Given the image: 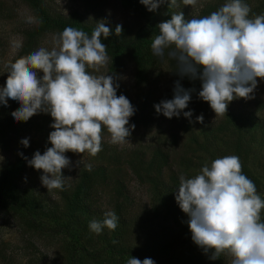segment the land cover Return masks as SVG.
<instances>
[{"label":"clouds","instance_id":"obj_1","mask_svg":"<svg viewBox=\"0 0 264 264\" xmlns=\"http://www.w3.org/2000/svg\"><path fill=\"white\" fill-rule=\"evenodd\" d=\"M149 11L165 0H140ZM198 0H182L195 6ZM169 7L177 0H168ZM251 9L243 0H228L217 11L201 18L186 19L183 12L157 25L159 34L152 39L151 50L161 60L175 61L181 77L201 81L199 98L208 102L217 115L226 114L228 104L237 98L251 99L257 78L264 80V14L249 18ZM103 21L97 23L91 36L74 27H66L54 38L51 50L41 47L7 65L6 84L0 87V104L11 99L20 107L11 113L15 121H27L40 112L50 114L48 137L52 147L43 154L37 150L28 166L43 170L40 180L48 191L63 190L67 178L62 169L71 170L66 152L95 156L102 150V130L106 127L112 144L128 142L135 125H129L136 109L123 94L117 96L118 84L111 75H93L86 68L105 66L107 45L101 37L111 35ZM115 34H122L117 25ZM42 72V77L38 75ZM191 91L176 82L172 99L155 104L158 114L171 119L191 118L183 111L191 100ZM203 123V115L196 117ZM29 146V139L20 141ZM82 160L77 161V166ZM84 167L91 170V165ZM26 180V178H25ZM175 200L188 216L192 241L210 259L221 254L231 257L230 264H264V222L260 214L264 199L254 182L242 174L236 155L224 156L205 163L192 178L181 175ZM118 217L104 212L103 221L91 220L88 227L100 234L103 228L115 230ZM127 264H155L151 258L130 257Z\"/></svg>","mask_w":264,"mask_h":264},{"label":"rangeland","instance_id":"obj_2","mask_svg":"<svg viewBox=\"0 0 264 264\" xmlns=\"http://www.w3.org/2000/svg\"><path fill=\"white\" fill-rule=\"evenodd\" d=\"M251 12L249 18L254 15L264 14V0H246ZM168 2V0H165ZM228 0H198L195 6L182 3L177 0V6H174L173 13L183 12L186 19L196 18L201 10L207 5L212 4L220 8ZM49 7L55 12H61L64 15L73 10L81 13L84 19L90 23H99L103 21L105 26L111 23H125L130 25L132 36H138V40L148 50H151L152 39L158 35L150 30L143 29L144 19L141 14L129 7H123L120 0H47ZM150 19L159 18L163 10L158 7L154 11H146ZM212 13V12H211ZM210 13V14H211ZM209 14V15H210ZM36 18L32 10L22 0H0V87L5 86L8 77L7 65L15 62L16 59L27 56L20 53L23 42V32L25 29H32ZM61 33L59 30H48L38 35V43L31 50V53L41 47L51 50L54 47V38ZM123 60L115 71L108 69V62L105 66L96 68L88 67L86 70L93 75H111L114 81L119 85L117 96L123 94L136 109L135 114L130 118L129 125L134 124L131 136L128 142L121 144H112L110 134L106 127L102 130V151L103 147H110L115 150L118 156H124L132 149L147 150L155 146L167 154V161L163 165V178L161 184L179 182L181 175L186 178H192L199 173L196 165L208 163L216 158L229 155H236L240 158L243 173L249 177L255 184L257 193L264 199V136L259 133L260 128L253 125L257 120L264 124V80L257 78V87L251 94V99L237 98L228 104L226 114L235 112L239 107L247 106L253 112L252 122L242 123L239 127L226 123V114L217 115L211 109L208 102L199 98L201 90V81L192 79H182L176 71L175 61L167 56V50L163 60L153 61L149 66L146 78L136 83L134 78L135 63L131 53L126 51L122 56ZM42 77L43 73L39 72ZM179 81L181 87L191 91V100L188 107L183 111H192V117L186 118L181 112L179 117L171 119L165 117L162 113L158 114L154 108L155 104L162 100L172 99L176 82ZM20 107V104L11 99L7 106L0 104V117L8 116L13 107ZM203 115V123L197 121L196 117ZM31 121V122H30ZM238 122V121H237ZM21 123V124H20ZM35 123L39 127L34 126ZM54 123L50 114L40 112L33 115L25 121H20L16 125L18 130L7 129L4 132L0 129V169L12 161L19 153L24 157L31 159L33 154L39 150L41 154L48 147H52L48 140L51 131H54L50 125ZM239 125V123H238ZM206 130L207 136L201 134ZM24 138L29 139V146L24 147L20 141ZM207 139V141L205 139ZM237 140L241 144V151H237L231 144ZM208 148L207 151L205 149ZM213 148L214 150H212ZM225 148H227L225 150ZM222 151L220 153L219 151ZM65 155L70 159L69 168L62 169L66 183H73L78 169L82 164L98 165L102 163L112 174H119L123 184L130 197L129 205L126 206V215L131 218L136 211L144 210L148 207L150 200L147 191V183L140 182L129 169L123 157L120 162L107 161L99 152L92 156L87 151L83 154L68 151ZM82 160L81 165L76 162ZM110 160V159H109ZM204 166V164H203ZM43 170H36L28 166L25 160L24 172L21 176V182L24 185H34L37 190L48 191L42 186L40 176ZM26 178V180H25ZM97 186V197L94 198V204L104 212L110 211L112 205L108 201L107 190L111 185ZM172 185V184H171ZM57 190L48 191L52 198L57 199ZM174 190V189H173ZM174 191L165 193L171 194ZM133 202V204H132ZM180 214L187 223L188 216L180 210ZM261 222H264V209L260 214ZM93 219L97 220V217ZM142 219V218H141ZM136 229L129 232L125 239L131 245L129 248L136 250L135 253L115 254L111 249L96 235L93 243H87L84 232L77 229L74 225H69L68 230L58 228L55 220L51 218L38 217L35 214H28L26 210L19 205L9 206L5 201L0 204V264H127L128 259L136 257L140 260L150 258L145 250H141L144 235H146V225L136 222ZM154 227L157 228L153 221ZM149 236L153 238L160 237L158 230L147 227ZM80 235V236H79ZM137 236V237H136ZM148 236V237H149ZM120 243V241H119ZM191 247L195 252L202 251L192 240ZM188 244L177 247L175 258L170 264H188L189 258L181 250L187 248ZM138 252V253H137ZM152 259V258H151ZM154 260V259H153ZM225 263L230 264L231 257L225 254ZM155 264H156V260Z\"/></svg>","mask_w":264,"mask_h":264},{"label":"trees","instance_id":"obj_3","mask_svg":"<svg viewBox=\"0 0 264 264\" xmlns=\"http://www.w3.org/2000/svg\"><path fill=\"white\" fill-rule=\"evenodd\" d=\"M22 1L28 5L36 18L32 29H25L23 32V42L20 48L22 55L31 54V50L38 43V35L40 33L42 34L48 30H59L62 32L66 27H74L91 36L92 31L97 26V23L93 21L88 23L89 21L87 22L77 10H73L66 15L53 11L49 7L47 0ZM243 2L246 3L247 1L243 0ZM120 3L123 7H129L141 14L145 18L142 25L143 29L153 31L156 34H159L157 25L169 20L171 14L175 11L174 6L169 7L168 2L160 4L159 7L163 12L159 14V18L156 21L155 18L150 19L151 12L149 13L150 15H146L148 8L140 0H120ZM218 9L217 6L207 4L196 18L207 16ZM117 25L122 26V34L120 35L115 34ZM107 27L111 29L112 34L107 38L102 36L101 39L102 43L107 45L106 52L109 57L108 69L115 71L123 60V54L128 51L131 53L135 63V81L136 83L142 82L147 76L149 66L153 65L152 62L154 60L159 61V57L154 56L150 50L143 46L136 34L132 36L133 28L130 25L111 23ZM181 78L190 79L188 76ZM195 80L200 81L199 79ZM245 107H239L235 112L229 111L226 114V123L239 127L242 123L252 122L254 118L253 112L247 106ZM17 109L18 107L15 106L8 116L4 118L0 117V129L3 132L7 129L18 130L16 124L20 121H15L11 116V113ZM257 118L259 117L255 118L257 121L251 126H253V129H255V126H258L260 128L259 133L263 137L264 124L259 123ZM34 126L39 127L37 123ZM201 134H204V137L207 136L206 130H202ZM205 140L207 141V139ZM231 145L239 152L242 149L240 142L237 140H234ZM103 149H105V152H101L102 150L99 152L103 158L114 163L115 161L120 162V158L123 157V160L125 159V163L134 173L135 177L140 182L148 184L147 191L150 196L148 207H145L144 210L141 209L140 212L136 211L131 218H128L126 215L125 204L129 205L130 197L122 178L119 174L112 175L104 164L91 165L90 171L84 167L86 164H82L78 169L75 181L73 183H66V181L63 190H57V199H55L50 196L48 191L37 190L34 185L28 186L22 184L21 176L24 172L25 159L23 158L24 156L22 157L19 154L12 161L5 163L0 169V204H3V201L11 207L17 204L26 210L28 214L31 213L38 217L51 218L56 221V226L61 230H68L69 225H74L77 229L84 232L83 237H85L87 243H93L92 241L95 240L94 235H96L115 254L124 255L136 252V250L129 248L131 244L125 239L129 232L132 233L134 231V228L136 232L138 231L139 226L135 224L139 222L146 225L147 231L142 240L144 244H142L140 249H146L144 252L147 253L148 257L156 260V264H170L175 258L177 247L182 246L183 242L184 245L188 244L187 248L181 250V253L188 256V264L225 263L224 258L226 253L221 254L218 259L213 260L210 259L211 252L204 253L202 250L194 253L193 247L189 244L190 240H192V234L181 216V208L175 200L179 182L175 181L171 183L172 185L170 183L163 185L160 181L163 178V165L167 161V154L164 151L162 152L155 146H150L147 150L135 148L121 157L118 156L119 153L110 147H103ZM211 149L214 150L213 148ZM219 152L222 153L221 150ZM203 164L205 163H201L200 161V164L196 165L199 171L203 167ZM107 182L111 183L107 190L108 201L112 204L110 210L116 213L118 226L115 230H109L105 227L100 234H96L89 229L88 225L94 217H97V221L102 222L104 211L97 210L99 207L94 204L93 200L97 197L95 194L97 186H108ZM165 189L171 192L174 191L172 196L165 193ZM153 221L157 225V228L152 224ZM147 227L158 230L161 236L157 238L149 236Z\"/></svg>","mask_w":264,"mask_h":264}]
</instances>
